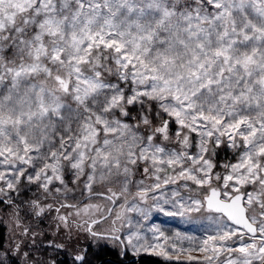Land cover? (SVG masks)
Wrapping results in <instances>:
<instances>
[{
	"label": "snow or ice",
	"instance_id": "snow-or-ice-1",
	"mask_svg": "<svg viewBox=\"0 0 264 264\" xmlns=\"http://www.w3.org/2000/svg\"><path fill=\"white\" fill-rule=\"evenodd\" d=\"M221 146L232 161L218 171ZM0 169L13 224L0 264L13 252L41 264L46 218L67 232L75 216L99 235L117 201L108 238L134 253L264 264V0H0ZM180 181L206 189L203 199L162 191ZM77 187L113 207L96 216L100 205L74 203ZM157 192V211L191 220L204 209L214 234L195 247L155 225L146 235L129 214L146 221L141 205Z\"/></svg>",
	"mask_w": 264,
	"mask_h": 264
},
{
	"label": "rangeland",
	"instance_id": "rangeland-1",
	"mask_svg": "<svg viewBox=\"0 0 264 264\" xmlns=\"http://www.w3.org/2000/svg\"><path fill=\"white\" fill-rule=\"evenodd\" d=\"M192 147L189 149L190 152L196 151V143H197V136L196 134H192ZM231 162V161H230ZM217 163V170H222V165L229 162H216ZM2 170V169H0ZM136 179H144V175L142 172V167L140 171L136 173ZM154 179H145V186L151 185L154 183ZM187 183L188 188L183 187V185ZM114 191H119L120 186L119 185H113ZM100 190L106 191L104 186L100 185L98 186ZM137 189L135 187L130 186V192L135 193ZM162 191L166 192L169 196L173 191H179L181 193V196L185 199L188 198V196H191L193 198L203 199L204 195L206 194V189L199 188L198 186L192 184L190 181H180L178 184H169L167 185ZM31 194H35L34 192L28 191ZM152 195H159V193H150L149 199L146 204L141 205L142 207L149 210L150 215L149 218L144 221L137 213H130V217L135 221H141L144 224V231L146 235L151 237V233L147 232L146 230L153 225L159 226L161 230L165 232L167 236L170 238H174L175 234L179 232L182 236H191L195 238V242L189 241V240H182L180 243L184 247H195L199 241H202L207 236L214 234V226L211 224V222L207 219L211 214L206 212L204 209H201L198 213H191V220L183 217H172L167 216L159 211H157L153 205L154 201L151 199ZM84 199L88 200V202L85 203H94L100 205L102 209V213H97L96 216H99L101 214L106 215L107 209L109 207H113L110 205L106 200L104 199H96V198H89L88 194L85 193ZM83 199V200H84ZM122 201H117V205L114 207L113 214L109 216L106 220L102 221L101 223H98L94 226L93 231L98 233L99 235L93 236L84 228L79 227V219L75 216L70 217V221L76 220L77 225H71L70 224V230L65 231L62 227L57 230L55 227V224L53 221L51 223H48L47 225L43 224L41 222L40 224V231L38 235V242L36 244V248H39L40 250L38 252H35V259L37 261H40L42 264L45 263L44 260L46 259L50 264L54 262L55 258H57L59 255H65V257L73 259V256L76 254L84 255L85 258H88L90 254L86 253V247L83 246L84 242L90 243V242H99L102 244L112 245L114 248H117L119 252H122L121 246L116 242L115 240H112L106 236H102L100 234H109L113 228L112 221L115 216V212L119 211V204ZM4 205H0V216L3 218V221L7 228V237L5 246L3 249H8L11 246V239H12V230H13V224L11 221L10 213L5 210ZM166 210H173L170 205H164ZM73 209H66L63 214H67L69 212H73ZM96 216H93L96 218ZM92 217V218H93ZM87 218V217H85ZM47 219V218H46ZM45 219V220H46ZM117 227L119 226V222H117ZM122 238L126 237L127 235V229H121L120 233ZM99 236L101 238H99ZM41 242H43L41 244ZM49 242L56 245H62V249H56L53 250L50 248ZM125 247V246H124ZM26 250V249H25ZM35 251V249H33ZM126 255L130 257V259H133L134 257L140 256V255H151L156 256L159 259L163 260L164 262L168 264H188L186 259L184 257H181V260L175 261V260H168L162 256L156 255L154 253H134L130 249H126ZM31 254V253H30ZM193 255H199V253H193ZM12 259L18 260L23 264L24 257L19 256L17 253H12ZM11 259V260H12ZM223 259V257L221 258ZM192 264H200L198 261L192 262Z\"/></svg>",
	"mask_w": 264,
	"mask_h": 264
},
{
	"label": "trees",
	"instance_id": "trees-1",
	"mask_svg": "<svg viewBox=\"0 0 264 264\" xmlns=\"http://www.w3.org/2000/svg\"><path fill=\"white\" fill-rule=\"evenodd\" d=\"M215 162H230L232 161V153L230 150L226 149L225 147L221 146L216 150V156L214 157ZM100 190V188H99ZM101 191V190H100ZM103 191V190H102ZM25 196H31L33 194L26 192L24 194ZM76 195L77 200L74 201V203H77L78 205L86 204L85 202H88V200L83 201L84 196L80 195V187L76 188ZM66 209H62V213H64ZM94 218V217H93ZM52 220L50 219H44L42 221L43 224L47 225L48 223H51ZM7 237V228L3 221V218L0 216V244L3 245V248L5 246ZM99 238H101L99 236ZM86 247V253L90 254L88 258H85L84 264H119L114 260H108L107 257H113V258H119L120 253L117 248H114L112 245L97 243V242H84V245ZM104 259H106L104 261ZM121 260H129L130 257L126 255L125 258H119ZM45 263L43 264H50L46 259L44 260ZM9 264H22L20 261L12 259L10 260ZM42 264V263H41ZM51 264H72V260L70 258L65 257V255H59L57 258H55L54 262ZM133 264H161L160 262L153 260V259H141L137 263Z\"/></svg>",
	"mask_w": 264,
	"mask_h": 264
},
{
	"label": "water",
	"instance_id": "water-1",
	"mask_svg": "<svg viewBox=\"0 0 264 264\" xmlns=\"http://www.w3.org/2000/svg\"><path fill=\"white\" fill-rule=\"evenodd\" d=\"M85 200L86 199H84L83 201H85ZM100 235L108 237V234H100ZM122 246H123V251H122L121 257H124L125 254H126V251H125L124 245H122ZM145 258L156 260V261L160 262L161 264H168V263L164 262L163 260L159 259L158 257L151 256V255H140V256L134 257L133 259H129V260H125V261L124 260H121L119 258H113V257H107L106 259H108V260H110V259L111 260H114V261H116L119 264H133V263H137L141 259H145ZM106 259H104V261Z\"/></svg>",
	"mask_w": 264,
	"mask_h": 264
},
{
	"label": "flooded vegetation",
	"instance_id": "flooded-vegetation-1",
	"mask_svg": "<svg viewBox=\"0 0 264 264\" xmlns=\"http://www.w3.org/2000/svg\"><path fill=\"white\" fill-rule=\"evenodd\" d=\"M115 241H116V240H115ZM116 242H118V244L121 246V250L123 251V246H122V244H121L119 241H116ZM121 254H122V252L120 253V257H119V258H125V257H126V254H125L124 257H121Z\"/></svg>",
	"mask_w": 264,
	"mask_h": 264
}]
</instances>
